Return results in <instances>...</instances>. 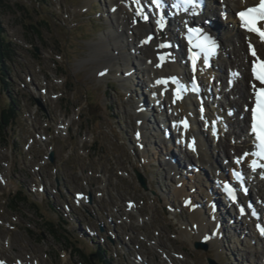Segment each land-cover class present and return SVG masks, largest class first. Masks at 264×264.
I'll return each mask as SVG.
<instances>
[{
	"label": "rangeland",
	"instance_id": "rangeland-1",
	"mask_svg": "<svg viewBox=\"0 0 264 264\" xmlns=\"http://www.w3.org/2000/svg\"><path fill=\"white\" fill-rule=\"evenodd\" d=\"M106 5L103 0H0V31L12 43L11 58L5 59L7 90L6 76L0 75V104L10 95L19 105L0 137V259L86 264L71 238L91 256L97 254L95 262L103 258L97 248H104L111 264L262 261L261 252L259 258H245L244 246L235 256L234 246H228L231 259L217 242L196 249L199 239L192 242L181 233L190 212L181 198L171 196L177 179L145 162L135 141L134 96L117 79L120 67L113 65L111 74L102 76L104 61L93 54L111 31ZM138 74L145 91L148 80ZM136 169L148 179V190ZM39 186L43 192L35 189ZM81 191L91 192L92 202L75 203L73 196ZM163 192L171 193V207ZM128 200L138 210L129 208Z\"/></svg>",
	"mask_w": 264,
	"mask_h": 264
},
{
	"label": "bare ground",
	"instance_id": "bare-ground-1",
	"mask_svg": "<svg viewBox=\"0 0 264 264\" xmlns=\"http://www.w3.org/2000/svg\"><path fill=\"white\" fill-rule=\"evenodd\" d=\"M103 1L108 5H106L107 9L105 10L104 15L107 16L108 21L110 20L111 31L106 33L107 35H104V38H102L103 41H101L99 47H96L97 49L93 51L94 55L100 56L104 61V64L100 68L101 75L103 76L105 73L106 75H110L112 66L118 65V68L120 67L117 70L119 72L117 78L118 81L127 84L126 87L127 89L129 88V90L126 91H129L128 94L131 97L134 96L137 107L149 108L151 101H145L141 88V80L139 79L138 73H142L143 76L147 78V83H149V85L151 84V89L157 92V98L167 97L172 100L173 111L179 118L183 116H190L193 118V113L198 115L201 108L194 97L184 95L179 101L175 100V91L177 88L175 83L171 81L172 77H176L178 79L177 81H182L185 78L184 65L187 61L179 50L184 42L183 32L185 27L190 23V17L187 15H173L167 10L166 13L168 15L167 22L169 24V30L164 31L162 34L157 30L155 31V27L158 26V17L154 16L155 23L153 40L148 43V45H142L141 40L143 33L148 30L150 26L148 20L138 21L134 15L136 9L134 6H131L132 4L129 0ZM227 2V7L233 15L231 16L228 12L225 22H223L220 17H217V14H215V11L213 10L214 7H209L211 10H205L204 15L206 17L215 16L214 23L207 28L216 34V36L217 34L223 36L222 39L217 37L223 42L224 46L222 51L224 53H230L231 56L233 55L234 59H231L230 63H232L234 69L240 68L241 70L239 78L236 75L231 77L234 81L238 80V83L242 86V89H239V87H234L232 89L233 99L229 97L227 98L226 92L224 94H222V92L219 93L220 95L222 94L220 97H222L223 101L230 103V107H236L239 109L241 100L238 99L243 98L241 102L242 104L251 96L250 85L248 83L251 79V74L247 72L244 62L249 56L246 55V53H248V48L244 40H254L255 38L252 35L239 30L234 15L236 9L256 4L258 0H227ZM185 17L187 18L186 20ZM234 36L238 38L239 46L233 41ZM167 39L177 42L178 48H176V50L175 48L170 50L166 47H160L161 44L166 43ZM258 47L260 53L264 54V45L260 43L258 44ZM162 56L165 57L163 61L161 60ZM222 61L223 59L219 58L218 63ZM135 62L137 64H135ZM215 73H217L216 76H222L223 70L221 68L213 69L211 75L215 76ZM159 80H166L168 83H157ZM226 82L227 80L223 83L225 86L222 88L228 90V87H226L228 84ZM147 83L146 87L148 89ZM246 92H248V95ZM235 95L238 97L235 98ZM206 113L207 117L213 116L210 109H208ZM136 116L140 119L141 136L139 140L142 145L140 152L142 153L144 151L145 162L157 163V165L168 170L170 173V179H177L176 185L171 191H174L175 196L173 193L171 195L170 192H166L167 194L165 195L164 192L161 193L163 200H165V205L167 207L172 206L171 204L173 202L171 201H174V199L172 200L171 196L172 198H181V201L188 196H191L195 202L194 204L198 206L196 210L189 211L190 220L188 223H183L181 225V233L194 242L198 239L201 240L205 234L207 235L212 233L213 230H216L217 235L212 242L219 243V246H221L222 251L226 254L227 258L229 257L227 254H230V251L234 256L238 255L236 250H239L240 246L246 247V249H244L246 254L244 253V255L247 259H249L251 254H254V257H257L259 252L264 256V237L258 234L256 235V230L252 231V229H250L248 220H238V218H235L234 214L231 213L221 201L219 189L213 183V180L223 172L220 170L217 174V169H221V161L224 163L226 160H222L219 154L217 155L215 153L216 147L214 144H210L211 141L207 134L202 133L195 125L191 126L188 134L191 136L196 135L197 133L200 137L199 154H194L192 155V158L186 157L184 159L175 151H172L173 146L170 145V142H172L171 139L166 137L163 138L160 133L156 131V125L159 126L161 123L160 121L155 122V117H158L157 114L154 116L152 113L145 114L142 112ZM228 119L231 124H235V129L239 132V135H249L248 129L246 130L232 117H228ZM161 132L164 134L167 132V128L161 130ZM155 134L158 136H155ZM223 136H225L226 141L223 137L224 139L222 138L220 140L217 147L225 151L226 154H229L228 151H232V149L237 153H241L245 149V146L241 147L237 145V143L233 144V138H231L230 135L226 136V134H223ZM174 161H176V163ZM189 162L192 164L194 163L193 168L189 167ZM200 162L207 171L203 168H196L198 166L197 163ZM173 170L175 171L173 172ZM178 182L181 183L178 184ZM255 188H258L260 195H263L264 181L258 180L255 182ZM36 189H38V187ZM250 198L248 200H250ZM133 210H138V208L134 207ZM232 219L234 222L231 221ZM232 245L234 247L230 248V251H227V249H229L228 246ZM234 256L233 259L237 261V258ZM229 258L231 259L232 257ZM0 260H2L4 264H9L6 260ZM227 261L228 262L226 263L230 262L229 260ZM19 264L24 263L20 260ZM249 264L263 263L256 258V261H249Z\"/></svg>",
	"mask_w": 264,
	"mask_h": 264
},
{
	"label": "snow or ice",
	"instance_id": "snow-or-ice-1",
	"mask_svg": "<svg viewBox=\"0 0 264 264\" xmlns=\"http://www.w3.org/2000/svg\"><path fill=\"white\" fill-rule=\"evenodd\" d=\"M157 7L160 6L162 0H155ZM183 4H191L194 0H180ZM177 6V5H174ZM144 20H148V15L144 14L142 11L139 13ZM242 20L245 22V27L251 31L257 33L261 39H264V27H259L258 24L260 21H264V0H260V4L257 7L246 8L238 13ZM159 27L163 29L165 24L162 21H159ZM152 39L149 36L144 42L147 43ZM171 45L165 43L161 44L160 47H170ZM214 42L210 37L205 36L203 41L197 47L201 48L202 51L211 53L214 49ZM191 51V49H190ZM252 55L256 56L258 63H254L253 72L255 74V78L260 81L262 85H264V60H260V57L257 56L255 49L252 51ZM165 57H161L163 61ZM200 59L199 53H193V70L196 69L197 61ZM206 62V61H205ZM171 81L173 83H178L176 77H172ZM157 83H168V81H157ZM254 90L256 91V99L257 103L255 108H253V124H252V132L256 135V139L259 142L258 148L259 151L255 153L260 157V160H264V87L256 89V86L253 85ZM176 98H183V87H179L176 90ZM186 126V124H185ZM247 155V154H245ZM239 162V161H238ZM253 168H264V163H259L254 160L252 164ZM264 231V229H262Z\"/></svg>",
	"mask_w": 264,
	"mask_h": 264
},
{
	"label": "trees",
	"instance_id": "trees-1",
	"mask_svg": "<svg viewBox=\"0 0 264 264\" xmlns=\"http://www.w3.org/2000/svg\"><path fill=\"white\" fill-rule=\"evenodd\" d=\"M11 47H12L11 41H9L7 37L3 34V32L0 31V75L6 76L10 70L8 64L6 65L5 59L11 58V52H12ZM8 80H9L8 76L2 79V83L4 85L3 87H5L6 90L8 88V84L6 81ZM9 97L10 99L6 101V103L4 102L3 104H0V137L4 135V131L6 130V127L11 124L12 120L16 118L18 113V108H19L18 103L12 96L9 95ZM69 242L75 248L76 252L79 253V255L82 258H84L86 264H93L90 260L91 254H88L85 248L79 247L75 243V241L72 240L71 238H69ZM97 250L101 252L100 249ZM104 250L105 249H103V252ZM98 262L100 264H111L109 261L105 260V257L103 258L101 257Z\"/></svg>",
	"mask_w": 264,
	"mask_h": 264
},
{
	"label": "water",
	"instance_id": "water-1",
	"mask_svg": "<svg viewBox=\"0 0 264 264\" xmlns=\"http://www.w3.org/2000/svg\"><path fill=\"white\" fill-rule=\"evenodd\" d=\"M51 160L54 161V153L51 154ZM136 174H137V178H138L139 183L142 185V187L145 190H148L149 188H148V184H147V178L142 173H140L137 170H136ZM195 248L196 249L208 250V245L206 243L198 241L195 244ZM94 257H96V254L91 256V261L92 262H94ZM209 263L210 264H219L212 258H209ZM95 264H97V263H95Z\"/></svg>",
	"mask_w": 264,
	"mask_h": 264
}]
</instances>
